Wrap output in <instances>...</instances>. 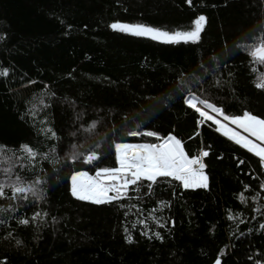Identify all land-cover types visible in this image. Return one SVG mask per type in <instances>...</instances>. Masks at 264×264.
Here are the masks:
<instances>
[{"label": "trees", "instance_id": "trees-1", "mask_svg": "<svg viewBox=\"0 0 264 264\" xmlns=\"http://www.w3.org/2000/svg\"><path fill=\"white\" fill-rule=\"evenodd\" d=\"M199 15L206 23L197 43L165 44L109 27L120 22L189 30ZM262 33L264 0H192L191 5L187 0H0V72H7L0 75V183L8 181L6 167L26 182L36 177L47 181L42 185L44 201L31 196L27 201L0 200V208H14L0 213L5 220L0 225V261L214 264L220 258L221 264H264V232L259 230L264 222V168L211 121L197 126L201 118L181 99L187 91L176 90L183 74L194 93L227 114L250 111L264 118V90L255 87L264 65L236 48L254 43L251 37ZM194 76H201L200 83ZM216 77L221 87L215 86ZM138 124L141 133L175 135L190 156L208 151L203 157L208 188L185 190L179 182L161 178L153 195L143 189L132 192L134 198L123 201V208L72 197V171L93 176L97 166H116L115 143L161 142L126 135ZM21 144L47 159L37 156L29 165L13 158L9 163L13 151L23 155ZM93 150L100 154L94 163L68 159ZM36 213L40 217L31 222ZM238 214L245 221L239 228L228 220ZM21 218L29 219V226H18ZM125 228L132 243L125 239Z\"/></svg>", "mask_w": 264, "mask_h": 264}, {"label": "snow or ice", "instance_id": "snow-or-ice-1", "mask_svg": "<svg viewBox=\"0 0 264 264\" xmlns=\"http://www.w3.org/2000/svg\"><path fill=\"white\" fill-rule=\"evenodd\" d=\"M187 2L191 5L192 0H187ZM192 23L194 26L189 30L177 31L162 30L142 23L114 22L109 27L114 31L136 37H148L165 44H176L181 41L184 43H197L201 39L200 34L204 29L206 17L199 15ZM251 39L254 43L237 44L236 48L246 52L247 57H250L252 61L264 65V33L259 36L253 35ZM215 59L213 57V60ZM200 67L203 69V73L206 74L208 70L203 65H200ZM253 71L255 72L256 70L253 69ZM0 75H7V72H0ZM228 76L231 77L232 73L229 72ZM193 79L196 83H200L201 76H194ZM179 80L181 83L176 85V90L181 93L187 91L186 95L181 96L183 105L193 110L201 118L197 121V126L204 121H211L212 124L216 125L217 132L257 157L259 166L264 168V118L252 114L250 111H244L238 115H229L226 110L210 102L208 98H202L201 95L194 93L190 86L192 81L186 80L183 74H181ZM222 83L218 77L215 78L216 87H221ZM255 87L264 90V73L258 76ZM172 98L171 95L167 97L169 100ZM229 125H235V128ZM93 127H95V124H93ZM139 127L140 125L138 124L136 130H129L126 135L154 137L161 142L142 144L115 143L116 166H97L94 176H90L87 171H72L70 175V193L72 197L79 201L90 202L93 205H111L115 203L123 208V201L134 198L131 195L132 192L140 194L143 189L144 194L153 195L155 192L154 186L159 183L161 178L179 182V186L185 190L208 188L209 177L204 171L206 165L203 161V157L209 155L208 151L201 150L199 155L190 156L185 152L182 141L175 135L168 134L166 137H161L156 131H144L141 133L138 130ZM238 130H242L247 135H242L241 131ZM48 131L53 138L56 137L54 131L51 129H48ZM19 151L23 155L16 156L15 151H13L12 155L8 157L9 163L13 158L16 160H27L29 165L36 160L37 156L47 159L45 154L37 152L27 144L19 145ZM68 159L73 163L81 160L83 164H91L100 159V154L93 150L82 157L74 154ZM240 163H244V161H240ZM19 166L21 169L25 167L24 164ZM3 171L4 175L8 177V181L0 183V200L27 201L30 196L37 202L45 200L46 192L42 185L47 183V181L43 177H36L32 181L26 182L23 176L13 171L12 167H6ZM13 176L15 177L14 180L12 179ZM248 187V185H245V189ZM260 188L264 191V184H261ZM239 199L244 203L246 198L241 194ZM159 203L164 207L170 206L167 201H159ZM132 207H136V205H132ZM13 210V206L9 205L7 208H0V213ZM137 211H140V209H137ZM253 211L260 210L254 209ZM44 215L46 216L47 213ZM241 215L238 214L236 217L229 215L228 220L236 223V227L239 228L240 224L245 223L243 219H240ZM37 217H40V213H36L31 218V222H35ZM138 223L145 225V220H139ZM157 223L158 227H165L163 223L158 221ZM4 224L5 220L0 219V225ZM17 224L18 226H29L30 220L21 218L17 220ZM133 227H135V224ZM259 230L264 232V222L259 224ZM249 231L251 232V229ZM125 233V239L132 243L131 236L127 235V228H125ZM8 235H12L11 231H9ZM141 235H147V233L141 232ZM153 235L157 240L163 241V236L160 232H154ZM233 235H235V232H233ZM16 245L20 246L21 241L17 239ZM0 264H7V261H0ZM215 264H221L220 258H216ZM256 264H261V262L257 260Z\"/></svg>", "mask_w": 264, "mask_h": 264}, {"label": "rangeland", "instance_id": "rangeland-1", "mask_svg": "<svg viewBox=\"0 0 264 264\" xmlns=\"http://www.w3.org/2000/svg\"><path fill=\"white\" fill-rule=\"evenodd\" d=\"M28 86H29L28 83H27L26 86L24 85L18 94H19V95H22V94L25 92V90L27 89ZM210 114H213V113H210ZM221 119H222V118H221ZM229 126L232 127V128H235V125H229ZM238 131H241V134H242V135H247L246 133H243L242 130H238ZM90 176H91V175H90ZM93 176H94V175H93ZM70 186H71V182H70Z\"/></svg>", "mask_w": 264, "mask_h": 264}, {"label": "water", "instance_id": "water-1", "mask_svg": "<svg viewBox=\"0 0 264 264\" xmlns=\"http://www.w3.org/2000/svg\"><path fill=\"white\" fill-rule=\"evenodd\" d=\"M148 38V37H147ZM215 264V263H214Z\"/></svg>", "mask_w": 264, "mask_h": 264}]
</instances>
